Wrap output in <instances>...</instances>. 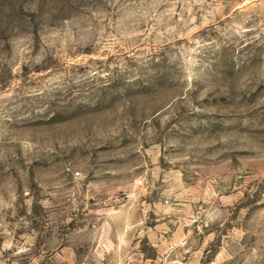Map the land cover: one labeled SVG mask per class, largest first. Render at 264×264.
Instances as JSON below:
<instances>
[{"label": "rangeland", "instance_id": "rangeland-1", "mask_svg": "<svg viewBox=\"0 0 264 264\" xmlns=\"http://www.w3.org/2000/svg\"><path fill=\"white\" fill-rule=\"evenodd\" d=\"M0 264H264V0H0Z\"/></svg>", "mask_w": 264, "mask_h": 264}]
</instances>
